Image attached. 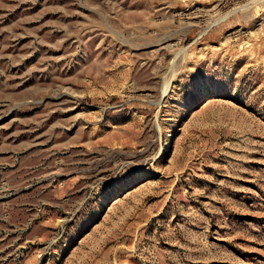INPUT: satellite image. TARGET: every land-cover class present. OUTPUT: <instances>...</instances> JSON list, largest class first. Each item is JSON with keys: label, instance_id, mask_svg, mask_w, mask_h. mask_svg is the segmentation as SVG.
I'll return each mask as SVG.
<instances>
[{"label": "rangeland", "instance_id": "1", "mask_svg": "<svg viewBox=\"0 0 264 264\" xmlns=\"http://www.w3.org/2000/svg\"><path fill=\"white\" fill-rule=\"evenodd\" d=\"M0 264H264V0H0Z\"/></svg>", "mask_w": 264, "mask_h": 264}]
</instances>
